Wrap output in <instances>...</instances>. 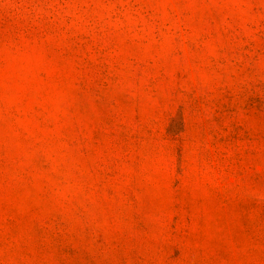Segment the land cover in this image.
<instances>
[{"label":"rangeland","instance_id":"374dc122","mask_svg":"<svg viewBox=\"0 0 264 264\" xmlns=\"http://www.w3.org/2000/svg\"><path fill=\"white\" fill-rule=\"evenodd\" d=\"M0 264H264V0H0Z\"/></svg>","mask_w":264,"mask_h":264}]
</instances>
